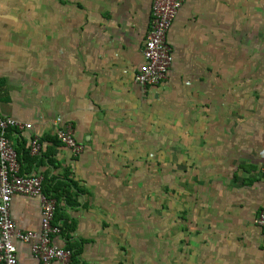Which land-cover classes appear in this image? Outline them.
I'll use <instances>...</instances> for the list:
<instances>
[{"label":"crops","instance_id":"crops-1","mask_svg":"<svg viewBox=\"0 0 264 264\" xmlns=\"http://www.w3.org/2000/svg\"><path fill=\"white\" fill-rule=\"evenodd\" d=\"M252 3L183 0L167 78L143 90L152 0H0V113L31 123L8 133L21 172L68 190L53 240L71 264H264V0ZM66 124L78 155L57 138ZM10 212L39 231L37 197L15 194ZM15 245L17 264H41Z\"/></svg>","mask_w":264,"mask_h":264},{"label":"built area","instance_id":"built-area-1","mask_svg":"<svg viewBox=\"0 0 264 264\" xmlns=\"http://www.w3.org/2000/svg\"><path fill=\"white\" fill-rule=\"evenodd\" d=\"M183 0H152L151 20L145 34L141 55L134 81L143 90L161 83L167 78L172 64L171 48L167 43V32ZM31 129V123L0 113V264H17L15 240L29 245L32 256L41 264H71L73 251L54 242L60 235L61 225L54 221L56 199L44 193L42 176L33 172H21L18 155L10 142L8 133ZM57 138L73 155L83 147L74 136L70 124L57 131ZM40 151L35 136L29 143V153L34 156ZM15 194L37 197L40 205L39 231H21L15 227L10 207ZM264 236V211L253 218Z\"/></svg>","mask_w":264,"mask_h":264},{"label":"trees","instance_id":"trees-1","mask_svg":"<svg viewBox=\"0 0 264 264\" xmlns=\"http://www.w3.org/2000/svg\"><path fill=\"white\" fill-rule=\"evenodd\" d=\"M18 155V154H17ZM45 179V178H44ZM42 187H43V191H44V193L45 194H47L48 196H50V197H53V198H58L59 196H58V194H60V195H63V197L64 198H66V200L68 201V197H69V194L67 193L68 192V190H62V191H60V193H59V191L57 190V188L55 187V186H52V185H47L45 182H44V180H43V182H42ZM58 193V194H57ZM57 202V201H56ZM57 205H56V209H55V215H56V211H57ZM55 215H54V221L56 222L57 220L55 219ZM72 258H73V254H72V257H71V263H72Z\"/></svg>","mask_w":264,"mask_h":264},{"label":"rangeland","instance_id":"rangeland-1","mask_svg":"<svg viewBox=\"0 0 264 264\" xmlns=\"http://www.w3.org/2000/svg\"><path fill=\"white\" fill-rule=\"evenodd\" d=\"M252 1L255 2V0H252ZM252 1L250 0V6H251V7H252V5H253ZM251 3H252V5H251ZM154 197L159 198V193L157 192L156 195H155ZM154 240H155V238H154ZM156 240H159V239L156 238Z\"/></svg>","mask_w":264,"mask_h":264}]
</instances>
